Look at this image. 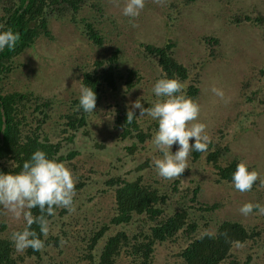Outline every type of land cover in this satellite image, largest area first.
I'll return each mask as SVG.
<instances>
[{
  "label": "trees",
  "instance_id": "trees-1",
  "mask_svg": "<svg viewBox=\"0 0 264 264\" xmlns=\"http://www.w3.org/2000/svg\"><path fill=\"white\" fill-rule=\"evenodd\" d=\"M25 2L0 0V29L11 28L20 34L14 49L0 50V171H19L35 150L46 152L63 162L75 176V211L55 209L56 214L48 218L50 230L47 237H40L44 240V248L38 252L28 248L23 254H18L10 237L5 236L6 222L0 219V264H23L26 258L32 259L34 264H65L51 258L44 261L47 247L60 248L63 240L72 234L70 228L77 225L73 222L74 216L88 215L93 207L103 204L102 198L106 195H110L108 219L90 221L89 217H84L85 227L77 229L78 234L75 235L76 249L82 248V258L91 264H262L259 256L264 253V228L222 220L210 230L212 214L222 204L200 199L199 167L212 171L217 184H231V175L240 162L237 158L225 159L231 136L225 129L226 125L214 128L205 151L190 154L188 169L180 177L169 180L158 177L153 159L147 155L141 160L143 152L148 151L152 144L156 122L148 116L147 119L141 116L127 123L126 117L134 98L141 99L145 107L151 106L156 98L136 93L142 77L137 70L122 72L119 69L120 49L115 48L109 57L96 61L94 68L82 71L81 85L90 86L97 94L95 112L78 110V100H75L71 109L61 116L63 122L58 126L59 132L51 134L48 129L49 119L54 114L52 99L28 91L5 90V82L16 69L15 59L32 48L41 36L53 39L49 26L51 18L75 17L87 5L97 9L99 5L95 0ZM244 19L252 21L248 15ZM256 20L261 23L264 18L258 15ZM80 24L83 34L95 45L104 44L98 23L84 20ZM203 39L215 56L218 40L207 36ZM175 43L168 40L161 46L146 44L144 49L156 58L161 69L157 79L178 78L184 84L185 94L195 100L200 91L197 74L192 76L191 70L177 59ZM109 93L113 99L107 103V115H101L98 105ZM259 94L260 91L254 90L248 98L255 101L257 95L259 103L254 108L261 112L264 111V97H259ZM112 111L115 116L112 129L116 135L107 136L106 140L110 141L99 139L89 128L91 118L102 116L107 119ZM135 112L139 115L138 109ZM240 124L246 128L244 121ZM80 130L81 136H86L91 146L98 149L97 152L91 150L86 153L85 162L80 159L83 153L80 148L86 145L78 137ZM108 152L111 153L109 158L113 159L106 162ZM156 154L159 158L158 150ZM88 159L99 161L103 172L98 175L91 167L80 173L79 166L87 163ZM183 177H189L192 180L190 184H184ZM162 179L163 182L160 181ZM258 188L259 180L249 191L259 193ZM31 211L33 215L39 214L38 209ZM32 227L39 236L38 227L35 224ZM159 246H166L168 253L161 263L156 262Z\"/></svg>",
  "mask_w": 264,
  "mask_h": 264
},
{
  "label": "rangeland",
  "instance_id": "rangeland-1",
  "mask_svg": "<svg viewBox=\"0 0 264 264\" xmlns=\"http://www.w3.org/2000/svg\"><path fill=\"white\" fill-rule=\"evenodd\" d=\"M95 1L99 3L98 9L87 5L75 17L51 18L49 26L53 39L41 36L32 48L15 59L16 69L5 82V90L28 91L52 99L54 114L49 119L48 129L53 134L59 132L58 126L63 122L61 116L78 100L82 71L94 68L96 61L109 57L115 48L121 50L119 69L122 72L137 70L142 77L136 93L156 98L151 88L160 77L161 69L156 58L146 53L144 45L161 46L168 40L175 41V56L191 70L192 76L197 74L200 91L195 101L201 107L198 120L206 124L210 136L214 128L226 125L225 129L231 136L225 159L243 160L258 173L259 193L239 192L232 184H217L212 171L199 167L200 199L222 204L212 214L209 229L213 230L215 223L222 220H235L264 228V215L256 209L246 216L240 212L245 203L264 205V111L254 108L259 103L257 95L255 101L248 98L254 90L260 91L259 97H264V20L261 23L256 20L258 15L264 18V0H145V7L134 20L135 27L128 17L122 15L125 0ZM246 15L252 17V21L245 20ZM83 19L98 23L104 36L102 46L95 45L83 34L80 27ZM206 36L218 40L215 56L207 48L203 39ZM213 86L223 89L226 102L211 92ZM112 99L109 93L99 103L101 115H107V103ZM96 117L92 116L89 126L94 135L104 140L109 135H116L112 129L114 111L107 119ZM240 121L245 122L246 128L240 126ZM81 131L78 137L86 145L80 148L83 151L80 159L85 162V154L91 150L97 152L98 149L91 146L86 136H81ZM148 147L141 160L147 155L153 160L158 158L154 146L150 144ZM172 150H176V145ZM110 155L108 152L105 156L106 162L113 159L109 158ZM91 167L98 175L103 172L99 161L88 159L87 163L79 166L80 173ZM94 176L97 177L96 174ZM191 181L189 177L182 178L184 184L188 185ZM102 199L103 207H93L86 216H74L73 222L77 225L70 228L72 234L63 240L60 248L47 247L44 261L51 258L65 264H91L82 258V248L76 249L75 235L78 234L77 229L85 227L84 217H89L90 221L108 219L110 195ZM0 219L6 222L7 237L24 226L22 218L14 219L3 210ZM166 248L159 246L156 250L157 263L167 258ZM17 253L23 254L24 251ZM259 261L264 264V253H260ZM23 264H34V261L26 258Z\"/></svg>",
  "mask_w": 264,
  "mask_h": 264
},
{
  "label": "clouds",
  "instance_id": "clouds-1",
  "mask_svg": "<svg viewBox=\"0 0 264 264\" xmlns=\"http://www.w3.org/2000/svg\"><path fill=\"white\" fill-rule=\"evenodd\" d=\"M144 7L145 0H125L122 15L128 17L135 27L134 20ZM19 39V32L11 28L0 29V50L14 49ZM151 92L156 97L151 106L145 107L141 99L131 102L126 113L127 123L141 116H148L156 122L157 128L151 143L160 156L153 160V167L158 177L174 179L188 169L190 154L205 151L211 138L206 124L198 120L200 104L185 94L182 81L176 77L159 78L154 82ZM211 92L226 102L223 89L213 86ZM96 102L97 94L93 88L82 85L78 110L94 113ZM137 109L139 115L135 112ZM173 145H176L174 152ZM257 180V171L243 160L236 165L231 175V184L239 192L251 190ZM75 195V176L72 170L39 149L23 162L19 171H0V210L14 219L22 218L24 221L23 229L13 231L10 236L15 250H42L44 240L40 237H47L49 233L48 218L54 216L58 208L75 211ZM34 208L38 209L39 214L33 215L31 210ZM253 209L264 215V205L259 203H245L240 212L246 216ZM34 224L39 229V236L32 227Z\"/></svg>",
  "mask_w": 264,
  "mask_h": 264
},
{
  "label": "water",
  "instance_id": "water-1",
  "mask_svg": "<svg viewBox=\"0 0 264 264\" xmlns=\"http://www.w3.org/2000/svg\"><path fill=\"white\" fill-rule=\"evenodd\" d=\"M28 2H29V0H26L25 4H27ZM3 120H4V117H3ZM2 129L3 130L5 129V123L3 124ZM1 136L3 137V134Z\"/></svg>",
  "mask_w": 264,
  "mask_h": 264
}]
</instances>
